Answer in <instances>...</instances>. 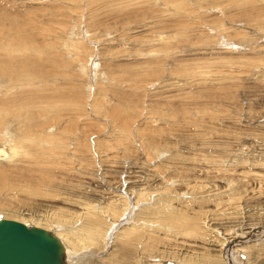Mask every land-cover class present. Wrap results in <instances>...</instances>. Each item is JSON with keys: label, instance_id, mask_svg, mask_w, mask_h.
<instances>
[{"label": "rangeland", "instance_id": "rangeland-1", "mask_svg": "<svg viewBox=\"0 0 264 264\" xmlns=\"http://www.w3.org/2000/svg\"><path fill=\"white\" fill-rule=\"evenodd\" d=\"M18 135L43 153L0 162V217L33 224L133 186L104 246L68 264H162L208 245L200 227L162 228L155 246L118 238L160 199L200 211L226 264H263V245L237 248L264 244V0H0V144Z\"/></svg>", "mask_w": 264, "mask_h": 264}, {"label": "bare ground", "instance_id": "bare-ground-1", "mask_svg": "<svg viewBox=\"0 0 264 264\" xmlns=\"http://www.w3.org/2000/svg\"><path fill=\"white\" fill-rule=\"evenodd\" d=\"M20 134H22V133H20ZM38 136H40V133L38 134ZM35 137H37V136H35ZM44 137H45V135H44ZM32 138L33 137H28V136L25 137V136H19L18 135V136H15L14 141L9 140V142H7L6 144H0V162L11 159L13 157L17 158V156L20 154V150L22 151V153H25V155H27V153H29V154L33 153V154H38L40 156V154L43 153V152L40 153L41 150L35 151V150L31 149V148H33V146L35 147V144H33L35 142V140ZM32 140H33V143L31 144ZM46 140H47V137H45L43 139V141H46ZM50 141H48V142H50ZM48 142H47V144H48ZM1 143H5V142L1 141ZM44 143H46V142H44ZM51 143H53V142H51ZM53 144H55V143H53ZM37 145H39V142L37 143ZM126 178H128V177H126ZM126 178L122 179V182L118 181V184H115L116 185L115 187L120 192L124 191L125 193L130 194L133 191L132 190L133 186L131 184L125 186L126 185L125 183H127V184L130 183ZM126 180H127V182H126ZM168 189H169V187L163 186V193H165L166 191H169ZM119 191H115L114 192L115 195H113V196H115L114 199L110 198L111 200H109L108 202H106L107 200L105 202L97 200L98 203H92V202H88V201H81V202L76 201V203L79 206L78 210H73V211L69 210L68 211V208H67V210L63 209L64 210L63 211V210L59 209L57 212L54 211L49 215H45V216L43 215L42 220L38 219L37 221L33 222V224L32 223L30 224V223L24 222V221H23V223H25L26 225H34L37 227H42V228L46 229L47 231L52 232L63 244L64 259H65V263L68 264L67 256L69 257V261H71L70 256H76L75 255L76 253H79V252L85 251L86 249H91V248H102L104 246V244L106 243V237L108 236V233L112 230L111 228H113L117 223H119V221L121 219H123L125 217V213L127 212V207L130 205V203L127 200V196L124 194H121ZM147 192H148V190H145V188L137 190V192L135 194V197H136L135 202H137L139 200H143V199L145 201V199L150 196V194ZM160 192L161 191H159V193ZM233 192H234V190H233ZM231 199L233 201L236 200V198L232 195V192L228 195V200L231 201ZM187 201L191 202L189 200H187ZM203 201H205V200H203ZM167 203H170V201L160 199V201H155L152 205L144 206L143 208H141L140 213H142V214H139L138 218L133 219L129 222L126 219V221L128 223L125 226H123L121 229L118 230V238L120 240H124V239L135 240V239H137L139 242H142L144 246H146L145 244H147V246L148 245L149 246H155V244L159 243L160 235H159L158 231L161 230L162 228L164 230V237L168 238V236L178 237L179 235H183V234H189V235L196 234V235H198L199 234L198 228L200 227L201 231H202L201 239L205 241L204 244H206L207 243L206 241H208L207 246L203 245V247H201L202 251L200 250L198 253L196 252L194 256L192 255V253L189 254L188 252H185L183 254L182 252H179L177 250H176V252L175 251L174 252L162 251V254H166V255L168 254V256L169 255L170 256H169V258H166L167 260H164L161 263L162 264H180L181 262H178V261L175 262L174 259L177 258V259H180L181 261H184L186 263L191 261L192 264H194V262L197 264H226L227 262L224 260V259H226V258H224V256H225V254H227L226 253L227 247L230 248L229 243H228V241L224 242L223 237L208 239V238H205V235L203 236L204 233L208 234L210 229H208L209 226L206 229L205 220L201 221L200 211L196 210V211H194V213L190 214V213H187V210L190 208L191 204L190 205L188 204L187 206H189V207L185 208V206L187 204V203H185L182 206V207H184V209L183 208L178 209L175 206H173V207L171 206V208H168V206L170 207V205H172V204L169 205ZM180 203H181V201H180ZM136 204H138V202ZM67 211H68V213H67ZM141 218H143V219H141ZM137 219L139 221H137ZM140 220H143V222H145V223H148V221L150 220L151 223H153V224L155 222H158L159 220H161L159 222L162 225L157 224V226H154V225L150 226L148 224L149 225L148 226L146 224H143ZM201 224H203V226ZM203 227L205 228V230L203 229ZM165 228L168 229V231ZM211 230H213V228H211ZM111 232H113V231H111ZM221 239H223V240H221ZM223 244H224V246H222ZM260 245L264 246V244H262V243H255V242H250L248 244L242 245V246L237 248V250L239 252L237 254H239V257H241L243 254V253H241V250L244 247L247 250H248V248L254 247L255 250L258 252L261 249ZM208 246L217 247L218 249L215 250L216 253H209L210 252L209 250H211V249ZM212 250H214V249H212ZM223 250H225V251H223ZM235 250H236V248H235ZM259 255L260 254H258L256 257H254V256L249 257L248 261L250 262V264H262L263 261H260L261 257H259ZM262 255H264V252ZM262 257H264V256H262ZM117 263H118V261H117ZM186 263H182V264H186ZM191 263H189V264H191Z\"/></svg>", "mask_w": 264, "mask_h": 264}, {"label": "water", "instance_id": "water-1", "mask_svg": "<svg viewBox=\"0 0 264 264\" xmlns=\"http://www.w3.org/2000/svg\"><path fill=\"white\" fill-rule=\"evenodd\" d=\"M0 264H66L63 244L42 227L0 217Z\"/></svg>", "mask_w": 264, "mask_h": 264}]
</instances>
